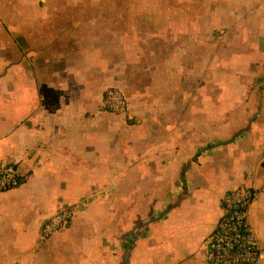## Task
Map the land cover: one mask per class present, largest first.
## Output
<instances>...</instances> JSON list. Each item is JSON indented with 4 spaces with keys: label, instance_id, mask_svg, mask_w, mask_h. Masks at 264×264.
Here are the masks:
<instances>
[{
    "label": "crops",
    "instance_id": "obj_1",
    "mask_svg": "<svg viewBox=\"0 0 264 264\" xmlns=\"http://www.w3.org/2000/svg\"><path fill=\"white\" fill-rule=\"evenodd\" d=\"M0 159V264H208L242 186L264 264V0H0Z\"/></svg>",
    "mask_w": 264,
    "mask_h": 264
},
{
    "label": "built area",
    "instance_id": "obj_2",
    "mask_svg": "<svg viewBox=\"0 0 264 264\" xmlns=\"http://www.w3.org/2000/svg\"><path fill=\"white\" fill-rule=\"evenodd\" d=\"M101 109L125 114L128 101L118 88L108 87L102 94ZM127 119L131 121V117ZM21 183L22 177L16 167L0 159V193L17 188ZM253 196L252 190L244 186L231 190L223 196V214L207 238L208 264L258 263L262 253L247 223V210ZM77 210V205L60 206L42 224L40 239L46 240L57 231L66 228Z\"/></svg>",
    "mask_w": 264,
    "mask_h": 264
}]
</instances>
